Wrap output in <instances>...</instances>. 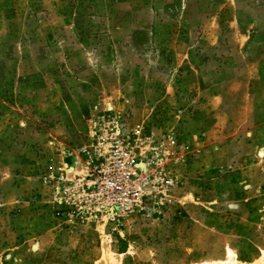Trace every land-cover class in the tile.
Returning <instances> with one entry per match:
<instances>
[{
  "label": "rangeland",
  "instance_id": "obj_1",
  "mask_svg": "<svg viewBox=\"0 0 264 264\" xmlns=\"http://www.w3.org/2000/svg\"><path fill=\"white\" fill-rule=\"evenodd\" d=\"M104 115L148 212L56 194ZM263 147L264 0H0V264H264Z\"/></svg>",
  "mask_w": 264,
  "mask_h": 264
},
{
  "label": "built area",
  "instance_id": "obj_2",
  "mask_svg": "<svg viewBox=\"0 0 264 264\" xmlns=\"http://www.w3.org/2000/svg\"><path fill=\"white\" fill-rule=\"evenodd\" d=\"M145 138L139 130L128 131L124 122L110 115L100 117L89 141L79 150L81 172L73 181H65L60 175L56 194L78 216L106 213L114 219L138 209L148 212L147 204L156 196L155 191L146 192L153 180L149 168L143 166L150 164H143L137 151Z\"/></svg>",
  "mask_w": 264,
  "mask_h": 264
},
{
  "label": "crops",
  "instance_id": "obj_3",
  "mask_svg": "<svg viewBox=\"0 0 264 264\" xmlns=\"http://www.w3.org/2000/svg\"><path fill=\"white\" fill-rule=\"evenodd\" d=\"M254 145H255V143H253L252 145H251V147L250 148H253V150L252 151H254ZM264 148V147H263ZM261 150V148L259 147L258 149H257V151H258V153H259V151ZM263 151H264V149H262ZM253 159V158H252ZM238 168V167H237ZM239 170H241V168L239 169ZM63 174V173H62ZM252 192H254L252 195L254 196L258 191L257 190H254V191H252ZM54 197V196H53Z\"/></svg>",
  "mask_w": 264,
  "mask_h": 264
}]
</instances>
